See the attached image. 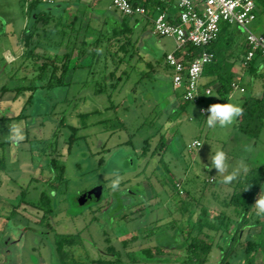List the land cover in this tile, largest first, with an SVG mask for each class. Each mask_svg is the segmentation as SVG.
I'll return each mask as SVG.
<instances>
[{"label": "rangeland", "instance_id": "1", "mask_svg": "<svg viewBox=\"0 0 264 264\" xmlns=\"http://www.w3.org/2000/svg\"><path fill=\"white\" fill-rule=\"evenodd\" d=\"M100 6L108 9L113 2L101 0ZM28 16L23 0H0V87L10 88L8 93L3 91L0 102V264H62L56 252V233L79 234V242L66 249L88 263L112 258L107 248L113 245L121 254V264H198L188 261L181 229L192 227L204 205L209 208L208 218L221 212L234 231L241 214L228 201L249 168L264 165V130L259 138H252L235 126L237 119L226 128H209L202 104L185 101L184 90L172 85L166 53L176 49L174 38L158 35L139 15L127 18L133 28L129 38L135 50L128 46L132 53L115 54L117 47L109 45L110 24L99 28L105 39L98 46L92 68L80 70L84 80L76 76L64 89L41 88L23 111L26 117L3 118L1 114L7 117L10 113L8 107H2L4 100H12L15 113L21 114L31 94L29 89L18 94V87L42 84L35 77L40 61L36 64L34 58L21 57L11 65L2 57L4 48L19 47L21 26ZM114 21L110 23L121 22ZM252 26L264 33L262 7ZM68 31L64 36L61 31L42 36L43 45L36 54H46V46L54 51L60 38L61 46L73 50L76 57L79 49L89 47L100 35L95 32L92 41H84L83 35L77 41ZM144 52L152 56L156 72L146 66ZM92 57L88 52L86 59ZM110 70L113 77L108 75ZM99 87L106 90L97 92ZM243 95L248 93L237 91L222 103L240 106ZM215 96L206 97L203 104L209 106ZM174 97L179 98L177 106ZM13 124L20 125L25 135L18 146L8 139ZM70 126L78 130L69 150ZM162 137L163 148L159 146ZM196 138L203 140V145L189 151L187 145ZM217 150L227 153L228 173L238 171L230 184L222 182L228 173L209 170L210 156ZM53 159L65 166L63 173L55 169ZM113 173H118L121 181L116 191L110 187L116 178ZM100 183L105 185L103 200L80 205L77 195ZM44 190L52 196L53 210L47 215L29 203L36 202ZM12 203L19 206V214L6 221L3 216ZM248 219L250 223L264 222L254 208ZM241 228L237 243L231 246L229 264H242L240 242L262 238L255 234L257 228ZM205 233L199 234L214 241L205 264H220L221 248H230L231 233L208 229ZM157 246L166 250L159 252ZM148 247L156 260L145 257L143 248ZM255 264H264V252L258 253Z\"/></svg>", "mask_w": 264, "mask_h": 264}, {"label": "trees", "instance_id": "2", "mask_svg": "<svg viewBox=\"0 0 264 264\" xmlns=\"http://www.w3.org/2000/svg\"><path fill=\"white\" fill-rule=\"evenodd\" d=\"M135 4L142 2L141 0H133ZM155 2L156 0H151L145 3L146 6H149L151 2ZM44 2L42 0H34L28 10L27 13L29 15L30 24L27 25V28L24 30L23 35L20 38V43L23 49V57L26 59L34 58L35 63L40 64L37 66L36 71L37 75L36 80L41 81L42 84H32L29 86L18 87L17 91H23L24 89H29L31 94L28 96L27 101L24 104L23 110L19 117H26L23 111L32 103L33 97L35 93L41 88L51 89H64L65 86H68L70 82H66V77L68 76L71 69H75L79 67V62L81 60L82 54L90 55L93 57L91 61H93L94 57L98 52V46L102 40L105 39L103 33H100L98 38L95 40V43L91 44L87 48H81L78 51L76 57H74L73 50H70L68 47L63 52L60 51L61 43H56L58 46L54 51L49 50L46 46V54L40 55L36 54L37 48L43 45L42 37L39 32V26L45 25L49 22V15L44 11L39 10L36 15V19H34L33 12L37 10L38 4ZM262 7L264 10V0H256V13L258 8ZM36 23H35V22ZM35 23V24H34ZM230 24L222 23L221 30L216 40H214L208 47V49L215 54V59L213 62L208 64L204 70V76L213 77L216 76L215 80L210 81L209 83H213L217 81L219 83V88L217 92L219 93L222 99L226 98V96L232 92V81L235 75L233 71V63L227 61L222 50L223 44H220V39L223 37L225 31H229ZM112 37H109V45L117 47L115 54L119 52L128 55L132 52H129L128 46L131 47V40L129 38V34L133 32V28L129 25L127 21V17H123L121 24L112 30ZM63 36L65 32L61 31ZM132 51L135 50L134 47H131ZM189 51L192 55H198L201 52V48L191 45L189 47ZM257 56H260L259 54ZM256 56V57H257ZM256 57L245 64L247 69L252 75L256 74V69L253 65V61ZM121 61L125 59L120 57ZM149 68H152L151 64H148ZM144 74V73H143ZM110 77L114 76V72L111 71L109 73ZM114 86V83L113 85ZM8 88L6 85L2 87L3 91H7ZM106 89L103 87L97 88V92H104ZM185 104H180V107H184ZM243 113L240 117H238V121L236 127L243 133L249 135L252 138H259L262 131L264 130V92L261 98H256L253 96H247L242 105ZM63 121L61 120V123ZM72 134L69 138V150L72 148L75 140V134L78 130L75 126H70ZM130 143V142H128ZM161 148L165 146L164 138L160 140ZM144 152V151H143ZM103 158L100 159V162H103ZM52 164L57 171L63 173L65 170V166L61 165L57 159L52 160ZM58 177V176H57ZM264 185V165H253L249 168V170L244 175L243 179L237 184L236 189L231 194L228 205L234 207L237 211H240L241 220L236 225L233 232L230 229V221L225 214L221 212H216L212 218H208L209 208L204 205L200 208L199 213L195 217L194 224L192 227L188 229H181V234L184 237L183 246L187 248L189 253L188 261L194 262L198 264H205L209 258V255L214 246V241H210L206 238H202L199 233H205V229L214 230V231H222L231 233V240L229 247L224 250L223 257L221 259L220 264H226L227 259L232 256L231 246L238 241L239 231L242 229L241 225L248 226L249 230L253 228H257L255 234L262 238L260 239H248L245 242H240L243 254H242V264H255L258 253L264 252V222L250 223L248 216H250L251 211L253 210V205L255 200L258 198L259 194L262 192V188ZM24 194L21 202H24ZM33 206L38 209H41L46 213H51L53 210L52 205V196L46 190L42 191L39 199L36 202H29ZM19 207V206H18ZM184 209L187 211L189 207L185 204ZM19 213L17 209L12 212V215ZM197 229L198 234L194 235V230ZM208 236V233H205ZM79 234L74 233H56L55 234V246L56 252L59 256L60 262L62 264H87L88 261H80L74 258L73 254L66 249V246H75L79 242ZM107 250L112 253L115 258H98L92 259L88 264H117L122 262L121 254L118 250L115 249L113 245L108 246ZM159 251L162 249L159 248ZM143 252L148 258H152L154 256V251L152 248H144Z\"/></svg>", "mask_w": 264, "mask_h": 264}, {"label": "built area", "instance_id": "3", "mask_svg": "<svg viewBox=\"0 0 264 264\" xmlns=\"http://www.w3.org/2000/svg\"><path fill=\"white\" fill-rule=\"evenodd\" d=\"M34 0H23L27 11ZM54 2L56 0H42ZM135 4L133 0H112L113 7L125 17L136 14L145 15L148 6L141 0ZM174 3L178 12L168 15L165 6ZM157 14L154 17V31L160 36L174 38L177 46L172 52L166 54V63L172 70V85L175 89H183V99L201 103V113L210 105L203 104L214 89L203 84L205 67L214 61V52L208 49L209 45L217 39L222 23L236 25L243 30L246 38V53L243 63L248 64L258 54L264 59V34L253 29L257 19L256 0H156L151 2ZM193 45L201 48L198 55H192L189 47ZM240 87L232 82V88ZM244 90V88H242ZM198 142V144H197ZM203 140L196 138L187 145L189 151L200 148ZM212 180V179H211Z\"/></svg>", "mask_w": 264, "mask_h": 264}, {"label": "crops", "instance_id": "4", "mask_svg": "<svg viewBox=\"0 0 264 264\" xmlns=\"http://www.w3.org/2000/svg\"><path fill=\"white\" fill-rule=\"evenodd\" d=\"M100 1L101 0H56L51 3L46 1L39 3L37 10L33 12L34 19H36L37 17L36 13L39 10L44 11L49 15V22L45 25L39 26V32L41 34V37L47 36V34L55 31L58 32L63 31L65 33H68L69 32L68 29H70L71 31L70 33L72 34V36L75 35L77 41L79 40V37L83 35H85L86 38V39L84 38V41L86 40L92 41L91 35H93L95 32L101 33L99 31V28L106 27L108 24H110L109 30H112L113 28L119 26L124 16L120 12H118L113 6H110L108 9H104L103 7L100 6ZM152 5L153 4H149L147 8V13L145 15L143 16L139 14L136 15L144 17L147 20V22H149L152 25V28H154L153 20L157 14V11ZM165 10L168 13V15L171 16L176 15L178 12L174 3L165 6ZM118 19L121 22H115L118 21ZM112 20L113 21L115 20L114 24L110 23ZM29 24H30V19L28 16L26 21L22 23L21 26L22 31L20 38L23 35L24 30L27 28V25ZM228 30L229 31L224 32L223 37L220 39V44H223L222 52L225 58L227 59V61L233 63V71L235 72L233 81L237 82L240 87H238L237 89L233 88L232 92L229 93L226 96V98L233 97L237 91H240L241 93H248L247 96L261 98L264 92V59L261 58L260 56L256 57V59L253 61V65L257 67L256 74L252 75L247 69L246 65L243 63L244 54L246 53V49H247L245 33L241 28H239L236 25H230ZM254 30L256 29L254 28ZM20 38L18 40L19 47L17 48V50H13L10 47H6L3 49L2 57L7 64L12 65L14 63H17L21 59V57H23V49L20 43ZM56 42L57 43L59 42L61 44L63 43L62 39L60 40V38ZM64 50L65 47L61 46L60 51L63 52ZM85 59H86V55L85 57L82 56L78 65L79 67L70 70L68 76L66 77V82L72 81L73 78L76 76L80 80H84L85 77L81 76V74L79 73L80 70H82V68L84 67L92 68L93 65V61L89 60V58H87L86 60ZM143 59L147 67H149L148 64H151L152 70L155 72L157 71V69L155 68V62H153L154 60L148 52H144ZM248 77L250 78L249 80ZM215 79L216 76L213 77L203 76L202 81L203 84H205L206 86H211L214 89L213 94L214 95L216 94L214 100H220V102L222 103L225 98L222 99L219 93L217 92V89L219 88V83L217 81H214L213 83H209L210 81ZM171 82H172V78H171ZM2 87H0V90ZM242 88H244V90H242ZM1 91L2 93H1L0 102L3 101L2 100L3 90ZM5 92L8 93L10 91H5ZM247 96L243 95L240 97V101H241L240 106L242 105L244 99ZM173 102L175 106L179 105L178 104L179 98L176 99L174 97ZM13 104H14L13 101L12 100L10 101V99L4 100L2 107L3 106L8 107L7 109H9L10 111L9 114H16L13 108ZM236 124L237 122L235 123V126ZM263 188L262 191H264Z\"/></svg>", "mask_w": 264, "mask_h": 264}, {"label": "clouds", "instance_id": "5", "mask_svg": "<svg viewBox=\"0 0 264 264\" xmlns=\"http://www.w3.org/2000/svg\"><path fill=\"white\" fill-rule=\"evenodd\" d=\"M209 96L212 95L209 94ZM205 111L208 113L206 124L209 128L213 129L217 126L221 128L231 126L243 113L241 106L230 102L211 104ZM9 132L10 134L8 139L17 146L25 139L23 128L18 124L11 125ZM210 161L211 166L209 170L214 168L219 174L228 173V156L223 150L215 151V153L210 156ZM244 170L247 171V168ZM113 174L116 176V178L112 180L110 187L113 191H116L119 188L121 181L118 173ZM237 176L238 171L234 169L231 173L223 176L222 182L225 184H230L237 178ZM252 207L255 209V214L258 217L264 218V191L259 194Z\"/></svg>", "mask_w": 264, "mask_h": 264}, {"label": "flooded vegetation", "instance_id": "6", "mask_svg": "<svg viewBox=\"0 0 264 264\" xmlns=\"http://www.w3.org/2000/svg\"><path fill=\"white\" fill-rule=\"evenodd\" d=\"M5 92V91H4ZM17 98V97H16ZM19 115L20 114H7V117H5V115L4 114H1V116L3 117V118H12V117H19ZM3 164H2V160H1V163H0V166H2ZM0 180H1V172H0ZM211 182H213V180H210ZM100 184H103L104 185V183H100ZM100 184H96V185H94V186H92V187H90V188H87V189H85V190H82L79 194H82V193H86V192H88L89 190H91L92 188H94L95 186H98V185H100ZM104 190H105V185H104V188H103V194H102V198L100 199V200H98V201H96L95 199V197L94 196H92V197H90V198H88L87 199V201L84 203V204H82V205H87L89 202H95V203H100L102 200H103V198H104ZM78 194V195H79ZM77 195V196H78ZM78 200V199H77ZM0 201H2V199H0ZM78 203H79V201H78ZM80 204V203H79ZM12 205V209L9 211V213L6 215H4L3 217H5V219H6V221H10L11 219H13L15 216H18V214L19 213H17V214H15V215H12V212L15 210V209H17L18 210V205L17 206H15V204L14 203H12L11 204ZM32 205V204H31ZM33 206V205H32ZM33 207H35V206H33ZM1 209V208H0ZM189 211V210H188ZM2 215V213L0 214V216ZM125 215H127V214H125ZM193 220H195V219H193ZM192 220V221H193ZM194 224V223H193ZM193 226V225H192ZM231 229V228H230ZM196 235V234H195ZM135 236H133L132 237V239L134 238ZM183 239H184V237H183ZM124 243L125 244H127V240H124ZM183 247H185V246H183ZM157 248V250L159 251V248L160 249H162V251H164V250H166V248H164V247H159V246H157L156 247ZM227 248V247H226ZM226 248H221L223 251L226 249ZM144 249V248H143ZM159 252H161V251H159ZM109 254H112V253H110V252H108ZM154 254H155V252H154ZM144 255H145V253H144ZM145 257H147L146 255H145ZM232 257V256H231ZM112 258H115V256H113ZM112 258H109V259H112ZM148 258V257H147ZM233 258H235V257H233ZM232 258V259H233ZM148 259H154V260H156L155 258H154V256L152 257V258H148ZM122 262H123V259H122ZM121 262V263H122ZM229 262H230V260H229V258L227 259V263L226 264H229ZM121 263H117V264H121ZM192 263V262H191Z\"/></svg>", "mask_w": 264, "mask_h": 264}, {"label": "water", "instance_id": "7", "mask_svg": "<svg viewBox=\"0 0 264 264\" xmlns=\"http://www.w3.org/2000/svg\"><path fill=\"white\" fill-rule=\"evenodd\" d=\"M214 103H221L220 100H215L212 104ZM103 188H104V185L103 184H100L98 186H95L94 188H92L91 190H89L88 192L86 193H82V194H79L77 196V199L80 203V205L84 204L88 198L94 196L96 199V201L100 200L102 198V194H103Z\"/></svg>", "mask_w": 264, "mask_h": 264}]
</instances>
